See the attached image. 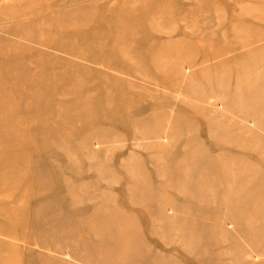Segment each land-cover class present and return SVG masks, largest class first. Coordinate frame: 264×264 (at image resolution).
<instances>
[{"label":"rangeland","instance_id":"rangeland-1","mask_svg":"<svg viewBox=\"0 0 264 264\" xmlns=\"http://www.w3.org/2000/svg\"><path fill=\"white\" fill-rule=\"evenodd\" d=\"M0 264H264V0H0Z\"/></svg>","mask_w":264,"mask_h":264}]
</instances>
